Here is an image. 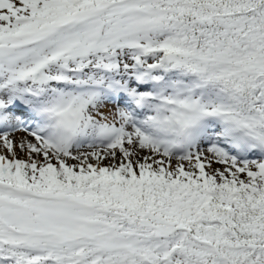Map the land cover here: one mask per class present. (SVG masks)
<instances>
[{
	"label": "snow or ice",
	"instance_id": "snow-or-ice-1",
	"mask_svg": "<svg viewBox=\"0 0 264 264\" xmlns=\"http://www.w3.org/2000/svg\"><path fill=\"white\" fill-rule=\"evenodd\" d=\"M0 264H264V0H0Z\"/></svg>",
	"mask_w": 264,
	"mask_h": 264
}]
</instances>
